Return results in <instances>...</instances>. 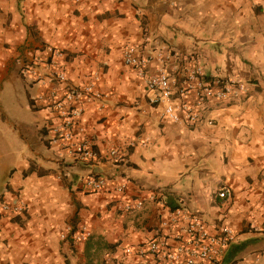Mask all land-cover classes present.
Here are the masks:
<instances>
[{
	"label": "crops",
	"instance_id": "crops-1",
	"mask_svg": "<svg viewBox=\"0 0 264 264\" xmlns=\"http://www.w3.org/2000/svg\"><path fill=\"white\" fill-rule=\"evenodd\" d=\"M130 45L171 51L173 76L201 62L211 76L253 79L250 97L214 105L211 122H174L125 63ZM95 77L108 97L81 116L99 155L86 161L52 141L53 100ZM89 176L109 182L92 191ZM5 202L25 211L4 213ZM176 207L237 232L221 264H264V0H0V264H155L126 249L169 233L160 222Z\"/></svg>",
	"mask_w": 264,
	"mask_h": 264
},
{
	"label": "built area",
	"instance_id": "built-area-1",
	"mask_svg": "<svg viewBox=\"0 0 264 264\" xmlns=\"http://www.w3.org/2000/svg\"><path fill=\"white\" fill-rule=\"evenodd\" d=\"M61 54V51H56ZM172 57V52H160L158 55L149 53L142 45H130L125 52V63L135 68L138 74L147 79V87L152 92V104H164V114L174 122H183L197 126L204 121L211 122L207 117L210 109L216 104H231L248 99L253 83L244 79H232L224 76H211L206 73L201 62H196L186 73L173 76L166 67V62ZM159 62L157 70L150 72V62ZM53 77L60 83H66L64 71H55ZM98 78L91 80L83 88H69L63 99L54 98L55 110L60 122L52 130L53 142L68 144L69 153L77 159L94 161L99 155L94 146L84 137L85 127L81 116L87 103L99 102L101 106L107 99V94L97 88ZM114 158H120L118 149L110 152ZM105 176H89L84 179L85 186L92 191H100L108 184ZM128 180L118 182V192L124 193ZM222 198L231 197V189L223 188L219 192ZM156 195L151 196L155 200ZM143 200H137L125 206L126 210L142 208ZM4 213L19 215L25 211L22 203L5 202L2 205ZM161 228L167 234L140 246L137 251L132 247L126 249L128 254H152L155 264H221L225 252L237 240V232L228 226H220L216 231L210 229L208 223L196 214H189L178 208L160 222ZM90 236L89 229L84 226L74 233L76 241H85Z\"/></svg>",
	"mask_w": 264,
	"mask_h": 264
},
{
	"label": "trees",
	"instance_id": "trees-1",
	"mask_svg": "<svg viewBox=\"0 0 264 264\" xmlns=\"http://www.w3.org/2000/svg\"><path fill=\"white\" fill-rule=\"evenodd\" d=\"M249 81H251L252 83H254V80H253V79H251V80H249ZM178 208H179V207H176V208H173V209L175 210V209H178ZM76 231H77V229H74V230H73L74 233H75Z\"/></svg>",
	"mask_w": 264,
	"mask_h": 264
}]
</instances>
